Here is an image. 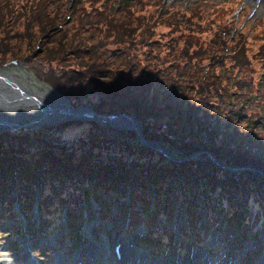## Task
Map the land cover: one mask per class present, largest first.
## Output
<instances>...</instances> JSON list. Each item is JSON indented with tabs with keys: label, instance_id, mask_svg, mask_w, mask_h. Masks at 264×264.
<instances>
[{
	"label": "trees",
	"instance_id": "trees-1",
	"mask_svg": "<svg viewBox=\"0 0 264 264\" xmlns=\"http://www.w3.org/2000/svg\"><path fill=\"white\" fill-rule=\"evenodd\" d=\"M165 7L163 0H0V65L28 66L73 106L134 115L144 139L178 158L202 151L179 162L143 145L132 130L93 121L4 129L0 225L37 208L49 227H59L56 218L65 208L66 225L77 239L78 225L95 214V202L102 219L115 207L116 217L126 211L131 223L143 222L147 236L138 243L158 244L164 252L169 242L181 250L173 236L206 243L222 222L225 239L230 233L239 235L234 241L264 233V138L256 142L261 128L237 115V108L247 107L237 90L248 91L215 71L226 58L248 68L247 26L233 36L225 27L215 29L203 42L200 35L219 13L205 20L204 10L185 14L175 5ZM185 32L189 37L182 39ZM259 41L252 56L261 60L264 36ZM82 123L81 134L66 133ZM183 210L186 222L176 234L167 225ZM35 220L26 218L25 234L46 236L49 227L27 233L28 221ZM9 228L8 234L19 236V229Z\"/></svg>",
	"mask_w": 264,
	"mask_h": 264
},
{
	"label": "rangeland",
	"instance_id": "rangeland-1",
	"mask_svg": "<svg viewBox=\"0 0 264 264\" xmlns=\"http://www.w3.org/2000/svg\"><path fill=\"white\" fill-rule=\"evenodd\" d=\"M163 1L166 4L165 8L168 9L172 7V5H175L177 9H181V11H184L185 14H187L189 11H196L197 9L199 11L204 10L201 13L204 15L205 20L214 17L215 14L217 13L220 14L218 19H216L214 22L209 23L210 29L204 30L203 33L200 35V40H202L203 42H207L211 38L212 31H214L215 29L217 30L222 27H225L227 30H229L231 36H233L236 30H240L242 26L246 24L247 27L245 28L243 34L245 36V41H246L247 57L251 62L249 63L248 68L235 67L229 61H227L226 58L223 61V65H219L218 64L219 62L215 64L216 66L215 71L216 73L223 74L229 83L231 84L234 83L235 85L239 86L241 89L248 91L247 94L245 92H241L240 90H237L240 93L239 96L244 97L247 106L246 108L245 107L237 108V115H239V120L241 121L247 120V122L250 124H252L253 122L257 123L256 127L261 128L259 130L261 134L259 135V138L256 140V142L258 145H261V143H263L261 138H264V59L258 60L256 58H253L252 54L256 50L257 46L260 44L259 40L262 38V36H264V0H163ZM215 7H218V9L216 11H213L212 9H214ZM236 23H238V25L235 28ZM246 31H248L247 35H245ZM187 37H189V32H185L181 36L182 39ZM182 39H178L180 45H182ZM165 49L166 46L162 44L161 51H164ZM164 54L165 53H162L161 55ZM0 66H2V69L5 71H10L15 73L17 75V78L22 83H24L27 86V88L32 89L33 87L35 89H38L40 92L44 90H50L51 92L52 88L42 83L41 81L37 80L28 66H24L22 63L10 64V65L5 64ZM235 85L234 86L228 85V88H230V90H233L235 88ZM43 100L47 101L46 98H43ZM67 103L69 102L67 101ZM211 103L215 105L216 100L213 99ZM24 104L29 105L30 103L25 101L23 105ZM30 106L31 107L35 106V104L32 103L30 104ZM74 107H78V106H74ZM258 108L262 109V111L257 110ZM223 115L224 114H222V116ZM72 120H79V119H72ZM67 121H71V120H64L62 122L50 126L59 125ZM80 121H86V120H80ZM248 123L243 124L245 126H242V128H237V127L236 128L243 131L245 127L249 126ZM98 124H105V123H98ZM45 126H49V125L44 123L43 125L34 128V130H38L39 128L42 129V127ZM28 128L26 127L20 129L28 130ZM3 130L0 129V133ZM84 130H85V124L84 125L83 123L75 124L72 125V127H70V129H68L66 133L69 136H74L76 134H81ZM118 130H124V129H118ZM173 155L174 153L171 152L170 156ZM148 208L153 210L155 208L154 204L151 203L150 205H148ZM62 210L66 212L65 208ZM32 211H30L29 214L18 212L17 218L14 217V215H12V217L9 220L2 221V222H10L11 224L10 227H14V229H19L20 233L19 236H14L12 233L8 234L9 231H11V228L6 229V227L4 226H7V224L9 223L0 225V261L6 259L7 261L11 262L10 264H32V261L35 260L38 262V264H54L58 252L61 251V253L65 255L67 258V260L61 264H81V263L86 264L87 261L84 258L86 252L83 251L84 249L87 248L88 244H97L102 238H104V236H106L108 238L109 245L105 250H103L104 254H102V256L107 255V253L112 252L113 250L112 243L115 237L118 235V232L122 233L124 236L133 235L137 238L136 251L138 255H142V257H145L146 255L150 254L152 256L150 260L146 258V261L149 264H155V263L162 264L165 260H168L170 258V257L168 258V256H171L170 253H172L174 250L173 245L170 244V242L167 244L168 245L167 252H164L162 246L160 247L158 246V244L148 243L146 244L145 247H142L138 242L145 239V236H147V232L145 233V230L143 228L145 224L139 220L136 221L134 220V222L130 224V228H129L130 230L128 232L125 229L119 231V229H121L124 222H127L128 220L126 217L127 213H125L126 211H124V213L121 214V216H118L115 219H111V217L113 216L111 217L109 216L107 217L106 220L104 219L99 220L100 214H97L98 212L96 210V214L86 219V221L83 222L82 224L78 225L81 227L84 225L85 226L90 225L92 227V230L94 231L93 235L91 237L85 236L83 233V228H81L79 234L80 237L77 239L74 238L73 230L72 231L70 230L71 225L67 227L65 223H61L62 222L61 218H63L62 215L63 211L60 212L58 218H56L57 226L59 227H54V226L49 227V224L48 223L46 224L44 221L45 214H43V212L41 211V214L39 213L40 220L39 221L35 220L36 223L32 221H28L29 229L27 228L28 230L26 229V231L27 233H30L32 231L39 232L40 230L49 227L50 229L48 230V234L46 236L47 238L37 235V233H33L31 237L33 241L30 244H28L29 249L25 251L26 250L25 246L28 242L26 236L24 235L25 231L23 229L22 224L26 223L25 221L26 219L23 220L20 216V213L24 215L23 217L25 218L28 217L35 218L36 216L30 214L32 213ZM114 212H115V207L112 208L111 213L113 214ZM136 213H141V215L145 216L144 210H142L141 212L137 210ZM185 222H186V217L184 214H181L180 212L177 213L176 219L174 221L172 219L167 226L170 228V225L171 227L176 225L177 228L180 229L184 227ZM111 224L113 226L112 230L110 229ZM225 225H226L225 222L220 223L214 229V231H211L209 235L210 237H213L216 234H219L220 235L219 241L221 240L220 244H217L215 247L211 246L209 242L207 244L205 243L202 244V246L206 247L207 250H211L212 252L211 254L213 257H216L217 255H221V253H223L224 251V254L221 257H217L218 259L216 261H213L212 264H229V263L260 264V260H261L260 257L262 254L257 253L256 249L254 252L253 249L252 250L249 249V247H251L255 241L254 240L248 241L249 237L243 238L240 241L238 240L234 241V239H232L231 237L233 235L239 236L236 233H230L228 239H225V237H223L224 233L223 231H221L222 229H225L226 231ZM65 229L66 232L64 231ZM217 230H220V232H218ZM176 234H179V231H177ZM176 238L178 237L173 236L171 239H175L176 241L178 240ZM258 238H262V234H260L259 237H257V239ZM43 239L45 241H43ZM70 239L74 241V244L68 247L66 245L69 244L68 240ZM21 241L25 242V244H22ZM62 242H64V244H62V247H60V244ZM257 243L258 244L262 243V245H264L262 239H260ZM179 245L181 247V250L178 251L183 255L185 251L187 252L192 251L191 253L192 257L198 255V252H196V245L190 240H188V238L180 241ZM1 246L5 248L1 249ZM221 249L223 251H221ZM79 255H81L82 258H80L76 262L73 261L72 257H79ZM245 256L248 257L246 260L243 261L242 257ZM178 257L179 256L177 255L176 258L183 261V257L181 258Z\"/></svg>",
	"mask_w": 264,
	"mask_h": 264
},
{
	"label": "water",
	"instance_id": "water-1",
	"mask_svg": "<svg viewBox=\"0 0 264 264\" xmlns=\"http://www.w3.org/2000/svg\"><path fill=\"white\" fill-rule=\"evenodd\" d=\"M19 61H14V64H19ZM10 71H5L2 69V66H0V84L2 90L5 92L3 96L0 97V100H3L4 98H7L5 100L6 102L10 103L12 101L8 100L10 97V92H15L16 94H20L19 100L26 101L30 104L34 103L35 108L37 110V116L33 121H43L44 117H46V120H44L45 124L53 125L57 124L59 122H62L64 120H72V119H79V120H86V121H94L97 123H106L109 126L116 128V129H124V130H132L135 132L138 140L149 147H152L159 151L164 156L175 159L177 158V155L174 154L173 156H170L171 152L162 146L158 144L155 140L150 139H144L143 135L140 130L139 122L135 118L134 115L128 114V113H120V114H111V113H97L92 108L86 106V105H80L78 107L71 106L69 103H67V99L62 98L65 104H67L69 107L65 108L63 106H59L57 104H50L49 101L52 99L51 97H48L46 95L47 101L41 100L42 96L39 93L29 92L25 93L23 86L18 80H15L13 82L7 80L6 74H10ZM52 94H59L56 90L51 89ZM11 106V105H10ZM5 111L3 109H0V115L4 113ZM31 113V112H28ZM20 114V113H19ZM10 115H13V113H10ZM44 123V122H43ZM34 129V128H33ZM199 153H202V151H198L194 153L189 158L183 157V158H177L176 160L179 162L185 161L187 159H193L196 157ZM209 157L216 163L219 164V162L216 160L214 155L210 152H208ZM232 171H237L242 169L241 167L231 168L228 166H224ZM254 170V169H252Z\"/></svg>",
	"mask_w": 264,
	"mask_h": 264
},
{
	"label": "bare ground",
	"instance_id": "bare-ground-1",
	"mask_svg": "<svg viewBox=\"0 0 264 264\" xmlns=\"http://www.w3.org/2000/svg\"><path fill=\"white\" fill-rule=\"evenodd\" d=\"M9 73L10 74H6L7 80H9L11 82H13L15 80H18V82H20L22 84L23 89H24L26 94L29 93V92L39 93L42 96L41 100H43V97H46V95H47L48 97L52 98L49 101L50 104H57L59 106L65 107V108L69 107L62 100V98H64V96L61 93H59V94H61V96L60 95L58 96L57 94H52V92H50V90H44V91L40 92L38 89H35L33 87H32V89H29V88H27V86L24 83H22L17 78V75L15 73H13V72H9ZM3 94H5V92L2 90L1 84H0V97L3 96ZM7 97H10L8 100H10L12 102H10V103L6 102L5 100H7V98H4L3 100H0V109H3L5 111L4 113H2L0 115V129L1 130H3V129L16 130V129L26 128V127L27 128L30 127L28 129H33V128H36V127H39V126L43 125L44 123H47V122L44 121V120H46V117H44L43 121H37V122L33 121L35 119V117L37 116V113H38L36 108H35L36 106H32L31 107L30 104L29 105L28 104H24L23 105V103L25 101L19 100V98H18V97H20L19 93L16 94L15 92H10L9 96H7ZM232 105H233V108H234V106L237 105V103H233ZM28 112H31V113H28ZM10 113H13V115H10ZM3 224H5V223H2V225ZM10 225L11 224L9 223V224H7V226H4V227H6V229H9ZM43 241H45V240H43ZM104 247L105 246H103V243H102L101 240H100V242L98 244H96V245L92 244L91 245L90 254H91V257L93 258V264H99V263H96V261L100 262V260H99V252H103V250L106 249ZM257 251H258V249L256 248V252ZM83 252H86V249H84ZM1 255H3V254H1ZM203 258L204 257L198 256L197 260H201ZM172 260H173V258H171V261ZM1 262H3V264H7L8 261L6 259H3ZM134 262H136L137 264H139L141 262L143 263L144 259L140 255V259L138 261H134ZM54 264H58V263H54ZM100 264H101V262H100ZM157 264H161V263H157ZM262 264H264V261L262 262Z\"/></svg>",
	"mask_w": 264,
	"mask_h": 264
}]
</instances>
